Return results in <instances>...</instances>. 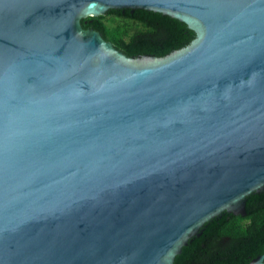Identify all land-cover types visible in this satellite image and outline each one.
<instances>
[{
    "label": "water",
    "instance_id": "water-1",
    "mask_svg": "<svg viewBox=\"0 0 264 264\" xmlns=\"http://www.w3.org/2000/svg\"><path fill=\"white\" fill-rule=\"evenodd\" d=\"M139 8L195 39L138 58L80 23ZM262 190L264 0H0V264H174Z\"/></svg>",
    "mask_w": 264,
    "mask_h": 264
},
{
    "label": "trees",
    "instance_id": "trees-1",
    "mask_svg": "<svg viewBox=\"0 0 264 264\" xmlns=\"http://www.w3.org/2000/svg\"><path fill=\"white\" fill-rule=\"evenodd\" d=\"M114 17L128 19L135 30L125 31ZM107 21L112 25H108ZM127 56L161 59L186 48L195 39L188 27L170 17L147 9H109L104 15L80 19ZM246 215L223 214L205 224L174 264H249L264 253V190L246 197Z\"/></svg>",
    "mask_w": 264,
    "mask_h": 264
},
{
    "label": "rangeland",
    "instance_id": "rangeland-1",
    "mask_svg": "<svg viewBox=\"0 0 264 264\" xmlns=\"http://www.w3.org/2000/svg\"><path fill=\"white\" fill-rule=\"evenodd\" d=\"M113 18H114L115 21H118L121 25H124L125 31H134L135 30L132 22L129 21L128 19H123V18L114 17V16H113ZM107 24L108 25H112V23L109 22V21H107Z\"/></svg>",
    "mask_w": 264,
    "mask_h": 264
}]
</instances>
